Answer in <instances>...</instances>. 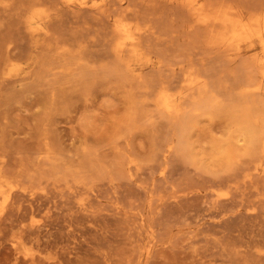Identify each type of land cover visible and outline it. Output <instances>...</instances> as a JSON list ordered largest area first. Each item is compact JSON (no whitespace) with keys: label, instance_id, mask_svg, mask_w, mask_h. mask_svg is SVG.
<instances>
[{"label":"rangeland","instance_id":"374dc122","mask_svg":"<svg viewBox=\"0 0 264 264\" xmlns=\"http://www.w3.org/2000/svg\"><path fill=\"white\" fill-rule=\"evenodd\" d=\"M0 264H264V0H0Z\"/></svg>","mask_w":264,"mask_h":264},{"label":"bare ground","instance_id":"6f19581e","mask_svg":"<svg viewBox=\"0 0 264 264\" xmlns=\"http://www.w3.org/2000/svg\"><path fill=\"white\" fill-rule=\"evenodd\" d=\"M199 7H200V6H199ZM228 8H229V7H228ZM198 9H199V8H198ZM197 11H198V10H197ZM199 11H200V10H199ZM228 12H229V11H228ZM224 14H225V13H224ZM224 14H223V15H224ZM207 16H208V15H207ZM233 16H234V15H233ZM227 17H229V16H228V15H227V16L224 15V16H222V17L220 18L221 21H223V22H222L223 24L226 25V23H224V22H227V21H228V22H231V23H229V24L233 25L232 28H234V29H235V27H237V26L240 25V27L237 28L236 30H234V29L231 28V30H234V31L231 32V33H232V34H231L232 36L230 35L231 38H235V40H236V37H237V39H238V37H239L241 34H243V33H244V34L242 35V37H243V36L246 37V35H247V33H248V32H247L248 29H246V27H245L244 25H241V23L239 22L240 20L237 21L238 19H237V20L235 19L236 21H233V19H232V21H231V20H229ZM205 19H206V18H205ZM218 19H219V18H218ZM218 19H217V20H218ZM219 21H220V20H218V22H219ZM257 27H258V24H257ZM257 27H256V28H257ZM256 30H257V29H256ZM226 33H227V34H226ZM226 33H225V35H223V32H222V35H223L224 37H226V36L228 35L229 32L227 31ZM222 35H221V37H223ZM230 36H229V37H230ZM248 36H249V35H248ZM248 36H247V37H248ZM247 37H246V38H247ZM231 38H230V39H231ZM243 38H244V37H243ZM243 38H242V39H243ZM248 38H249V37H248ZM249 39H250V38H249ZM223 40H225V38H224ZM232 40H233V39H232ZM232 40H230V41L232 42ZM230 41H229V42H230Z\"/></svg>","mask_w":264,"mask_h":264}]
</instances>
